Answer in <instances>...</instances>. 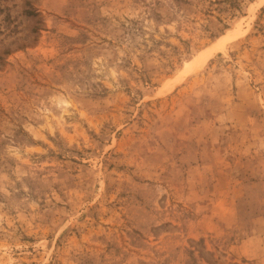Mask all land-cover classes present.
Masks as SVG:
<instances>
[{
	"label": "rangeland",
	"instance_id": "rangeland-1",
	"mask_svg": "<svg viewBox=\"0 0 264 264\" xmlns=\"http://www.w3.org/2000/svg\"><path fill=\"white\" fill-rule=\"evenodd\" d=\"M0 264H264V0H0Z\"/></svg>",
	"mask_w": 264,
	"mask_h": 264
},
{
	"label": "bare ground",
	"instance_id": "bare-ground-1",
	"mask_svg": "<svg viewBox=\"0 0 264 264\" xmlns=\"http://www.w3.org/2000/svg\"><path fill=\"white\" fill-rule=\"evenodd\" d=\"M210 50H217V49H216V48H212V49L210 48ZM204 61H205V60H204Z\"/></svg>",
	"mask_w": 264,
	"mask_h": 264
}]
</instances>
